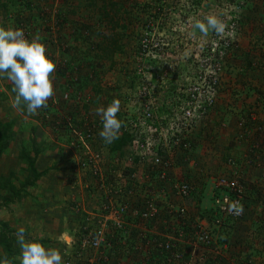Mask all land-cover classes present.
<instances>
[{"label": "rangeland", "instance_id": "374dc122", "mask_svg": "<svg viewBox=\"0 0 264 264\" xmlns=\"http://www.w3.org/2000/svg\"><path fill=\"white\" fill-rule=\"evenodd\" d=\"M218 1L221 0H0V26L22 29L30 40L38 37L47 45L48 54L59 60L56 95L35 115L28 114L26 108L22 113L11 106L14 85L7 78L0 79V123L10 124L15 134L0 155V176L10 177L15 187L24 182L27 165L18 155L22 150L34 155L31 139L38 155L45 151L56 154L42 156L43 166L49 164L50 170L58 171L56 163H70L62 154L66 152L70 157L67 138L82 123L97 120L83 116L79 105H88L89 100L91 103L92 93L101 98L106 86H116L124 95L130 90L128 80H134L135 86L142 85L134 70L147 60H139L137 53L140 35L148 22L162 25L158 28L163 30L160 32L165 34L167 46L150 55L144 77H151L158 87L156 107L168 106L175 90L189 83L194 75L189 69L193 62L185 51L199 52L215 34L209 31L207 36L202 35L194 28L195 22L204 21L209 15L227 20L225 8L217 7ZM248 1L241 13L237 42L224 61L215 105L209 117L192 130L188 138L192 147L177 152L176 164L168 172L174 182L187 181L193 195L183 201L178 197L175 200L168 194L171 185L159 184L158 174L152 180L160 191V199L169 196L158 201L161 213L153 222L154 238L163 242L164 237H171L167 240L175 243L182 254L177 264H264V0ZM113 43L119 48L112 57L99 50H107ZM129 113L134 114L132 109ZM102 128L97 129L93 146L100 151L105 146L111 153L116 142L105 144L99 136ZM129 147L125 145L117 152L123 155ZM108 163L106 160L104 164ZM220 176L237 181L243 188L244 203L241 217L217 225L212 197ZM32 187H26V194L12 204L1 205L0 200V230L9 232L13 247L19 248L15 236L18 229L24 228L25 236L28 235L25 214L36 212L40 206L28 193ZM0 195L5 192L0 190ZM180 205L187 208V214L177 220L173 212ZM200 230L209 232L215 249L195 245L194 234ZM70 239H74V234L69 240L60 239L63 250H67ZM59 242L53 241L50 247L56 248ZM143 245L142 242L135 244L136 248L129 245V249H120L124 254L120 264H174L154 242L147 248ZM111 259L112 264L117 263L116 257Z\"/></svg>", "mask_w": 264, "mask_h": 264}, {"label": "built area", "instance_id": "2783aa9c", "mask_svg": "<svg viewBox=\"0 0 264 264\" xmlns=\"http://www.w3.org/2000/svg\"><path fill=\"white\" fill-rule=\"evenodd\" d=\"M223 1L225 12L236 13L237 20L231 28H226L223 36L213 34L199 52L185 51V56L193 62L189 69L194 75L189 83L175 90L164 114L160 113L161 107L155 105L157 85L151 77L144 75L148 72L146 61L150 55L167 46L165 34L163 36L160 32L163 30L151 22L142 30L138 58L147 60L141 61L134 70L135 76L141 80L138 84L142 85L125 91L127 93L121 99V118L126 121L122 130L135 135L131 149L116 157L113 163L104 165L106 158L93 146L97 129L102 128L101 119L82 123L78 130H72L67 144L72 153L70 159L86 178V201L94 204L88 207L85 202L73 201L71 209L80 221L74 230V239L66 242L64 264H112V257H116V264H120L123 259L116 249L129 238L143 240V248L154 242L159 252L166 253L169 263L181 261V252L175 243L167 240L171 237L157 242L152 227L161 213L158 201L169 196L183 201L190 196V184L187 181L174 182L168 172L176 164L177 152L191 147L192 141L188 138L192 130L209 117L219 95L224 61L237 42L236 27L237 21L242 19L240 7L244 0ZM130 109L133 115H130ZM144 168L148 169L146 174L141 173ZM156 174L159 184L172 187L168 190L169 196L165 195L163 199L152 182ZM216 180L218 192L212 201L215 224L220 225L221 221L241 217L242 211L231 210V205L238 202V207L242 206L243 188L233 177L220 176ZM183 206L173 212L177 220L186 217L187 209ZM194 235L195 245L215 249L209 232L200 230ZM138 247L142 248L141 245Z\"/></svg>", "mask_w": 264, "mask_h": 264}, {"label": "clouds", "instance_id": "9594fccd", "mask_svg": "<svg viewBox=\"0 0 264 264\" xmlns=\"http://www.w3.org/2000/svg\"><path fill=\"white\" fill-rule=\"evenodd\" d=\"M194 28L204 36H207L209 31L223 36L226 25L216 16L209 15L204 21H196ZM58 64V58L53 59L48 54L47 45L38 37L30 40L22 29L0 26V79L7 78L14 85L15 97L11 102L14 109L26 108L28 114L35 115L39 109L48 106L49 100L56 95L55 73ZM120 110L119 99H114L106 108L101 106L96 109L103 124L99 136L107 144L119 138L123 126L122 121L118 119V113L122 115ZM166 110L167 106L164 104L160 113L164 114ZM69 154L71 157L72 153ZM214 191L218 192L216 188ZM243 201L244 195L242 204ZM231 210L242 211V207H238L236 202L231 205ZM15 236L20 248V255L17 257L19 264H64L58 248L45 247L39 240L26 239L24 228L18 229Z\"/></svg>", "mask_w": 264, "mask_h": 264}, {"label": "crops", "instance_id": "0c3cea01", "mask_svg": "<svg viewBox=\"0 0 264 264\" xmlns=\"http://www.w3.org/2000/svg\"><path fill=\"white\" fill-rule=\"evenodd\" d=\"M104 89L105 90L103 91L105 92L100 95V97L102 96L101 98L93 95L92 93L93 101L91 103L89 100L88 105H79L80 111L82 112L83 116H86V118H88L89 116L91 117V119L94 118L98 120L100 116L96 113L97 108L101 106L106 108L114 99H119L121 101V99L123 98L122 93L124 92L121 91L118 87L116 89V86H114L113 88L106 86ZM76 90L77 89H75V91ZM118 139L114 140V142H116ZM103 148L104 150L102 149L101 152L106 160H109L110 164L113 163L116 157L121 156L120 152L113 151L111 149V153H109L105 146H103ZM105 149L106 153H104ZM51 153L54 154L55 152L45 151L42 154L38 155L36 159V167L38 168V170L42 172L44 170H47L48 173L45 172L46 174L38 180L36 186L30 188L31 190L28 192L32 197L36 199V204H40V206L36 208V212H27L24 216V218H26V222L29 225V232L28 235H26V239L39 240L40 242L45 241L47 247H50L53 241L59 242L61 238H63L64 240H69L70 236L74 234V230L76 229L80 221L79 216L75 215L70 208L74 200L85 202L88 207L94 204V202L86 201V181L85 179H82V173L79 172L78 169L74 166L73 161L70 159L66 152V156L64 152L62 153L63 158H67L66 161H71L64 166L63 164L56 163L55 166L57 167L58 171L50 170L49 164L47 166L42 165V156H48ZM104 154H107V156H105ZM55 155L56 154H54V156ZM54 156H52V158ZM146 169L147 168L142 169L141 173L146 174L148 170ZM29 199L30 197H28L26 201H29ZM62 247L63 246L60 244V242L56 246V248L61 251L64 260L65 249L63 250ZM14 249L16 253L13 256V259L17 264H19V260L17 259V257L20 255V249L16 246L14 247ZM1 252L2 250L0 247V253Z\"/></svg>", "mask_w": 264, "mask_h": 264}, {"label": "trees", "instance_id": "16d2710c", "mask_svg": "<svg viewBox=\"0 0 264 264\" xmlns=\"http://www.w3.org/2000/svg\"><path fill=\"white\" fill-rule=\"evenodd\" d=\"M249 1L248 0H244L242 6L240 7L241 10H245L246 7H248ZM224 4V1L221 0L220 2L218 1V6H222ZM223 10V7H222ZM227 20L224 21V23H226L227 28H231L232 23H234L237 20V14L234 13L233 11H228L227 10ZM237 27H240L242 25V19L241 21H237ZM111 48H107V50H103L102 47H100V51H105V56H109L112 57V55L114 54V50H118V46L114 45V43L110 46ZM102 53V52H101ZM138 54V53H137ZM130 81L131 85L130 88H134L135 87V81L134 80H128ZM13 89V87H12ZM15 97V92L13 94V99ZM23 107V106H22ZM22 113H25L26 110H19ZM122 115H120L118 113V119H120L122 121V124H125V120L121 118ZM123 126L120 129V138L116 141V144L114 145V149L113 151H119L122 150V148L125 145L130 146L129 148L131 149L132 145H134V140H135V135L134 134H127L126 132H123ZM15 136L14 132L11 130V125L10 124H3L0 123V155L1 153L8 148L10 141L13 139V137ZM32 141V148L34 151V155L31 156L29 153L25 152V151H20L19 152V159L24 161L27 165V171H28V176L26 177V179L24 180V182H22L19 187H15L13 186V184L11 183V178H5L3 176H0V190L5 192V195L2 196L0 195V200H1V205H9L14 203L16 200L20 199L23 195L26 194L25 188L26 187H32L43 175L44 172H38L36 167H35V163H36V156L38 155V149L36 147L35 141L33 139H31ZM191 147H192V143H191ZM192 190L190 191V195L192 194ZM200 201H198L197 203H199ZM204 213V212H203ZM212 212H210L211 214ZM202 215V213H201ZM181 220V219H180ZM182 226H186L183 225ZM181 226V227H182ZM183 231V230H182ZM123 238V234L122 237ZM134 238V237H133ZM139 241L140 243H144L143 240L140 239H126L125 243L127 242L128 244H126V246H121L118 247L116 250L120 255H124L122 254L119 250L121 249H126L130 246V248H134L136 242ZM0 247L2 249V256L0 258V264H16L13 260V256L15 255V251L13 250V244H12V240L10 239L9 236V232L4 231V230H0ZM129 249V248H128ZM127 249V250H128ZM129 251V250H128Z\"/></svg>", "mask_w": 264, "mask_h": 264}]
</instances>
